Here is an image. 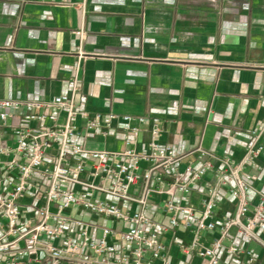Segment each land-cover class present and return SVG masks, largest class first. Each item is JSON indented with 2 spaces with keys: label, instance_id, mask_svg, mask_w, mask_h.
<instances>
[{
  "label": "crops",
  "instance_id": "0c3cea01",
  "mask_svg": "<svg viewBox=\"0 0 264 264\" xmlns=\"http://www.w3.org/2000/svg\"><path fill=\"white\" fill-rule=\"evenodd\" d=\"M82 28L88 55L79 60L76 33ZM60 95H73L90 116L144 117L138 153L147 151L157 124L159 144L177 153L202 146L239 159L252 131L264 122V0H0V100L48 101ZM45 112L59 122L66 117ZM74 124L81 127L83 121L77 118ZM77 143L91 150L125 147L119 129L107 138L95 135ZM259 161L255 189L264 195V152ZM203 186L200 182L188 200H181L194 205L197 214ZM152 199L158 206L159 197ZM250 200L256 205L259 196L251 192ZM235 211L236 201L224 191L213 221ZM73 212L85 221H100ZM149 215L167 222L156 207ZM103 222L122 227L111 219ZM217 236L204 233L202 242L209 245ZM165 237L174 242L172 264H205L180 251L177 242H190L189 232ZM230 238L252 251L256 264H264V234L248 242L233 229ZM223 264L241 263L224 256Z\"/></svg>",
  "mask_w": 264,
  "mask_h": 264
},
{
  "label": "built area",
  "instance_id": "2783aa9c",
  "mask_svg": "<svg viewBox=\"0 0 264 264\" xmlns=\"http://www.w3.org/2000/svg\"><path fill=\"white\" fill-rule=\"evenodd\" d=\"M76 34L81 60L88 55L82 46L86 32L82 28ZM46 110L65 112V120L57 121ZM77 118L81 127L74 124ZM145 124L144 117L131 115L90 116L73 95L0 100V264H172L174 242L165 236L178 230L191 235L190 242H177L180 251L205 264H223L224 256L256 264L252 251L230 242V232L235 229L248 242L264 234V195L255 189L262 172L264 122L252 131L239 159L202 146L177 153L159 144L157 124L147 151L138 153ZM117 129L123 150H91L77 143L95 135L107 138ZM200 182L205 198L197 214L194 205L181 200H188ZM224 191L236 201V211L217 223L213 219ZM251 192L259 196L256 205ZM155 207L167 222L149 215ZM73 210L100 221H85ZM108 219L122 227L107 226L103 220ZM207 232L218 233L209 245L202 242Z\"/></svg>",
  "mask_w": 264,
  "mask_h": 264
}]
</instances>
